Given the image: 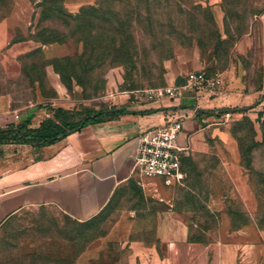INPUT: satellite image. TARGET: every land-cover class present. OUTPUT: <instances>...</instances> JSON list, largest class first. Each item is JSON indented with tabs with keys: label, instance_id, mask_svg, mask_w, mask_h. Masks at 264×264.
I'll return each mask as SVG.
<instances>
[{
	"label": "rangeland",
	"instance_id": "374dc122",
	"mask_svg": "<svg viewBox=\"0 0 264 264\" xmlns=\"http://www.w3.org/2000/svg\"><path fill=\"white\" fill-rule=\"evenodd\" d=\"M172 63L220 73L224 90L241 72L247 99L183 156V185L138 176L86 222L25 208L0 226V264H142L169 247L160 227L217 240L230 218L214 204L235 211L234 226L246 215L264 225V0H0V93L15 108L62 109L51 117L77 125L90 111L150 103Z\"/></svg>",
	"mask_w": 264,
	"mask_h": 264
},
{
	"label": "crops",
	"instance_id": "0c3cea01",
	"mask_svg": "<svg viewBox=\"0 0 264 264\" xmlns=\"http://www.w3.org/2000/svg\"><path fill=\"white\" fill-rule=\"evenodd\" d=\"M191 71L203 70L170 64L166 86L182 87ZM223 88L204 95L185 90L174 100L128 107V112L122 115L83 127L49 146L13 141L1 144L0 226L21 210L38 207H55L77 222L93 219L120 188L138 178L134 173V157L139 137L146 130L164 126L172 115L184 116L177 146L185 149V155L199 149L207 135L221 132L216 128V112L247 101L241 97L244 88L241 72L230 86ZM261 105L256 103L258 108ZM200 110L209 113L199 114ZM145 111L154 112L140 114ZM49 116L47 108H36L33 104L15 108L11 96L0 93V130L26 121H30V128H38ZM142 180L146 187L159 183ZM239 182L242 181L236 184ZM155 190L158 191L157 187ZM211 208L230 218L229 227L222 229L217 240L206 237V242L190 243L183 225L176 234L171 228L160 227L158 239L169 247L162 253L154 250L152 260L142 264H264V229L256 223L236 229L229 207L224 204L218 208L214 204Z\"/></svg>",
	"mask_w": 264,
	"mask_h": 264
},
{
	"label": "built area",
	"instance_id": "2783aa9c",
	"mask_svg": "<svg viewBox=\"0 0 264 264\" xmlns=\"http://www.w3.org/2000/svg\"><path fill=\"white\" fill-rule=\"evenodd\" d=\"M220 73L209 74L205 71L187 73L182 87L166 86L146 91L151 102L163 99L174 100L183 91L190 90L198 95L214 94L223 87ZM195 114L198 109H195ZM184 116H170L164 126L146 130L140 137L134 157V173L141 179L159 181L167 188L182 186L186 173L182 170V156L185 149L177 146Z\"/></svg>",
	"mask_w": 264,
	"mask_h": 264
},
{
	"label": "trees",
	"instance_id": "16d2710c",
	"mask_svg": "<svg viewBox=\"0 0 264 264\" xmlns=\"http://www.w3.org/2000/svg\"><path fill=\"white\" fill-rule=\"evenodd\" d=\"M206 73L215 74V72H206ZM249 109H251V108L236 109V111L237 112H239V111L245 112ZM47 110H48V113L50 116L46 120H44L38 128H30L29 127L30 121H26L24 123L18 124L17 126H14V127L10 126L9 128H7L5 130H0V145L3 143L13 141V142L21 143V144H33V145H37V146H41V147L49 146V145H52V144L60 141L62 139L63 135H65L67 132L76 130L77 128L81 129V128L86 127L88 125L99 123L105 118H113L115 116H119V115H122V114L128 112L126 108H121V109H117V111H115V112L103 114V115H100V116L94 118L93 116L96 113H100V112H103L105 110H103V111H90L88 114H86L85 118L79 124L75 125L69 121L56 122L51 117L52 114H56V113L64 114V111L62 109H51L50 108ZM225 111L226 110H218L217 116H221V113H223ZM153 112L154 111H145V112H142L140 114L146 115V114H151ZM198 116H201V115L198 114ZM183 156H182V158H183ZM182 170L184 171L183 164H182ZM229 214H230V216L234 215L235 211H232L231 209H229ZM246 218L247 219H245V222L239 226H234V225H236V223L233 220V218H231L234 228L238 229V228L243 227V226L247 225L248 223H250V220H249L247 215H246ZM256 224L260 229H264L263 224H261V223H259V224L256 223ZM206 240L207 239L205 237L202 240L194 241V243L195 242H197V243L198 242H206Z\"/></svg>",
	"mask_w": 264,
	"mask_h": 264
},
{
	"label": "water",
	"instance_id": "95a60500",
	"mask_svg": "<svg viewBox=\"0 0 264 264\" xmlns=\"http://www.w3.org/2000/svg\"><path fill=\"white\" fill-rule=\"evenodd\" d=\"M117 111V109H110V110H107V111H104V112H100V113H96L93 117L96 118L100 115H103V114H108V113H111V112H115ZM209 111H206V110H200L199 111V114H208ZM79 128H77L76 130H73V131H70V132H67L65 135H63V137H66V136H69L70 134L74 133L75 131H78Z\"/></svg>",
	"mask_w": 264,
	"mask_h": 264
}]
</instances>
